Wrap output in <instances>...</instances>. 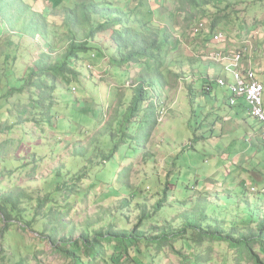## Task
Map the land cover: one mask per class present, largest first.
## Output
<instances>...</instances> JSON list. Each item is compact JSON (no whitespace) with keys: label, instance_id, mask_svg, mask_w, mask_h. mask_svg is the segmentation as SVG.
<instances>
[{"label":"rangeland","instance_id":"374dc122","mask_svg":"<svg viewBox=\"0 0 264 264\" xmlns=\"http://www.w3.org/2000/svg\"><path fill=\"white\" fill-rule=\"evenodd\" d=\"M63 1L72 6L76 0ZM115 1L124 7L130 3L129 9L143 12L154 26L167 31L175 28L171 41L180 40V45L177 43L179 48L173 51L169 45L166 47L163 73L167 81L154 78L155 69L120 64L118 55L116 60L112 59L116 50L109 43L106 57L91 61L87 54L84 56L87 59L74 62L77 74L71 84H65L61 75L53 74L42 88L38 87L40 79L26 84L27 70L19 62L13 70L5 69L8 65L0 69V196L8 198L5 202L13 209L9 222L0 212V264H72L69 255L52 246L51 236L55 237L56 245L65 238L67 243L61 246L70 249V242L79 241L87 227L93 235L101 230L107 232L109 226L132 231L140 227L145 206L152 216L157 213L154 207L165 199L164 188L169 183L172 189H177L170 201L163 204L164 210L157 213L158 232L149 225L139 228L148 239L160 234L163 226L168 230L182 229L186 222L184 215L189 214L205 213L202 227L214 223L227 233L242 230L243 227H233L239 222L256 230L255 220L264 218V195L257 190L249 188L247 193L237 195L226 191L227 184L211 186L210 182L203 189L205 193L196 190L200 189V177H210L208 169L215 170V164L195 140L196 132L202 129L207 137L211 136L207 125L212 117L205 126V114L215 106L216 98L222 103L230 95L216 83L208 95L207 86L199 80L207 79V75H220L217 64L206 60L220 46L219 42H212L213 33L236 32L239 26L260 32L264 0H226L206 7H191L188 3L179 7L177 0ZM161 3L174 13V26L167 24L169 10L159 11ZM44 6L47 4L43 0L32 3L34 11H42ZM216 17L219 26L213 27ZM47 18L51 43L59 42L58 50L51 54L56 59L66 51L68 37L62 42L61 38L68 29L60 12L49 10ZM1 21L4 23H0V50L12 53V47L19 45L18 59L24 47L39 55L26 36L18 41L14 25ZM201 22L206 23L209 33L193 34L195 25ZM112 32L108 28L106 33H100L99 40L107 44L106 38ZM78 38L84 39L82 32ZM8 40H12L13 46ZM12 61L15 62L11 59L8 64ZM144 74L146 79L153 76L151 90L162 96L158 97L162 98L158 102L162 108L145 104L133 116L132 98ZM192 88L194 93L190 95L188 91ZM12 89L17 90L10 92ZM51 103L53 106L48 110L46 106ZM7 126L9 129L5 130ZM145 154L148 159L144 161ZM208 160L210 165L206 164ZM48 197L51 202L54 200L53 206L40 205ZM255 210L258 212L253 214ZM51 212L60 213L63 225L48 216ZM250 219H255L254 223L248 222ZM103 245L96 259L90 262L84 259L80 264H113L111 260L117 252L105 242ZM253 249L264 261L260 246L254 244ZM132 251L153 264H255L241 254V248L210 238L202 242L170 240L162 246L145 241Z\"/></svg>","mask_w":264,"mask_h":264},{"label":"trees","instance_id":"16d2710c","mask_svg":"<svg viewBox=\"0 0 264 264\" xmlns=\"http://www.w3.org/2000/svg\"><path fill=\"white\" fill-rule=\"evenodd\" d=\"M34 0H0V23L2 19L8 24L14 25L17 29L16 34L18 35V41L21 42L27 37L30 41V47L38 49L39 55L33 54L34 49L29 50L24 47L21 56L18 59L21 47L18 45L17 48L12 47V53L0 50V69L13 70L16 66V62L21 64V67L25 66L27 70L26 84L30 82H35L36 79H40L39 86L43 87L45 81H50V74L54 77L61 75L64 77L65 84H71L72 80L75 79L77 71L74 68V62H78L87 58H84L88 54L89 59L92 61L96 57L102 58L106 57L109 50L107 48L108 43L112 44V50H116L112 53V59H117L116 55L120 58V64H129L134 66L145 67L147 69H155L154 78L157 77L160 81H167L163 73V67L166 65L165 50L167 45L170 46L171 50L179 48L180 40L171 41L173 37L174 29H161L157 25L154 26L151 19H147L143 12H139L136 9H129V4L127 7L121 6L115 0L114 1H101V0H76L72 6L64 3L63 0H43L47 6H44L42 11H34L32 8V3ZM179 1V7L182 4L188 3L191 7H201L209 6L213 3L220 5L225 3L226 0H177ZM159 11L162 12L169 10L166 15L167 24L174 26V13L172 10L166 7L162 3L159 6ZM49 10L53 12H60L63 14L64 26L68 29L67 35L61 38V42L68 37V44L64 55L54 59L51 54L55 53L59 46V42L55 45L51 43L50 35L48 34L47 28L50 24L48 22L47 14ZM178 11L183 12V8H179ZM220 11V10H219ZM152 12L149 10V15ZM52 24V23H51ZM219 26V17H216V21L213 23V27ZM111 29L112 34L106 38V43L99 40L100 33H106V31ZM82 32L84 39L80 40L78 38V33ZM200 36V35H199ZM211 39V37L209 38ZM179 45H178V44ZM8 44L13 46L12 40H8ZM51 50V51H50ZM92 55V58H91ZM14 60L9 65L10 60ZM146 74L140 76V82H138V91L134 94L130 106L131 115H136L141 107L145 104H153L157 107H161L158 102L162 97L156 92L151 90V85L153 84V76L146 79ZM53 82V81H52ZM216 81H206L205 85L212 89V83ZM217 84V83H216ZM210 85V86H209ZM205 87V88H207ZM17 89H12L10 92H14ZM210 92V91H207ZM53 95H51L52 97ZM46 98V97H45ZM151 98V99H150ZM47 99V98H46ZM54 99V97H53ZM36 103H34L35 105ZM53 104H49L46 107L51 110ZM26 109L24 108V111ZM162 112L160 113V115ZM158 116L154 118L155 126L158 125ZM1 117V116H0ZM148 118H146L147 120ZM36 121V120H35ZM128 122H130L128 120ZM125 125V122H124ZM154 126V127H155ZM152 127V128H154ZM5 130L9 129V126L5 127ZM121 139L118 140V144H121ZM117 144V147L118 146ZM144 161L148 159V155L145 154L143 157ZM169 183L164 188L165 199L159 202L154 208L157 213L164 210V203L170 201L171 194L176 191L172 189ZM64 186V185H63ZM66 187V186H64ZM199 192L205 193L203 189H206V184L199 185ZM61 194V190H58ZM74 192V191H73ZM78 192V191H76ZM171 192V193H169ZM211 191L208 192V194ZM71 193H69L70 195ZM237 194V193H233ZM207 195V194H206ZM238 195V194H237ZM175 195H173L174 197ZM51 197L45 199V201H40V205L46 206L51 204L53 206L54 200L51 202ZM133 198V196H131ZM8 198L0 196V212L4 217L6 222H9L12 218L13 209L11 204L6 203ZM6 201V202H5ZM179 202V200H177ZM204 212V211H203ZM258 210H255L253 214H256ZM157 213L152 216L149 214L146 206L142 211V216L139 221L140 227L144 225H149L152 231L157 233L156 226ZM51 219L55 221H61V215L50 213L48 215ZM186 217V222L182 229L170 228L163 226L160 234H156L155 237L148 239L147 234L140 230V227L129 231L126 229H115V226H109L108 231L95 232V234L90 233V227L81 233L79 241L70 242L71 248L66 249L61 246L65 244L66 239H59L60 245H56L57 242L54 241L52 236L51 242L52 246L56 249L64 251L66 255H69L73 260L72 264H80L81 261L91 259H96L104 248L103 242L109 247H114L115 258L111 260L113 264H153L145 256L137 253V251H132L134 248L137 249L139 243L141 242H153L160 246L163 242H168L170 240L177 241H199L202 242L205 238H210L211 241L228 242L232 247L241 248V254L248 257L250 260L255 261V264H264V261L260 259L257 253L253 250V245L257 244L260 246V251L264 254V218L258 217L255 222H258L256 230L254 226L250 223H254L253 219H250V223L247 222L243 226L244 222H239L235 226L243 227L242 230L239 228L236 231H231L227 233L224 230L216 227L215 224H209L208 228L202 227V218L206 215L203 213L199 215L195 213L194 216L184 215ZM195 216L200 217V219ZM254 218V217H253ZM51 224L52 222L49 221ZM251 223V224H252ZM138 225V226H139ZM167 230V231H166ZM87 231V232H86ZM94 233V232H93ZM192 233L193 235L191 236ZM190 239V240H189ZM67 243V242H66ZM198 258V257H197ZM115 259H119L118 262ZM84 262V261H83ZM155 264V263H154Z\"/></svg>","mask_w":264,"mask_h":264},{"label":"crops","instance_id":"0c3cea01","mask_svg":"<svg viewBox=\"0 0 264 264\" xmlns=\"http://www.w3.org/2000/svg\"><path fill=\"white\" fill-rule=\"evenodd\" d=\"M259 20L262 25L260 32L246 31L245 27L239 26L238 31L227 33V40L217 49L241 52L242 67L255 71L264 86V18L259 17ZM216 64V71L220 72V75H207L208 82L215 81L219 77H226L228 82H231V77L224 72V66L220 63ZM91 77L94 78L93 75ZM200 79L202 84L207 81L203 77ZM222 88H226L229 92L228 87ZM210 92H207L208 95ZM193 93V88L188 91L190 95ZM230 97L231 94L222 103L216 98L215 106L205 114V126L208 123L207 119L212 117L210 124L207 125V128L211 129V136L207 137L203 129L196 132V142L202 144V151L209 153L215 164V170L208 169L211 173L208 175L210 177H200L202 180L200 179L198 183L200 185L210 182L211 186L224 183L227 184L226 191L229 189L237 194L247 193L246 190L251 188L252 191L257 190L263 196L264 145L261 139L263 126L250 116L244 100L240 99L235 106H231ZM212 101L214 102L213 99ZM206 164L210 165L209 160ZM222 178L224 180H221Z\"/></svg>","mask_w":264,"mask_h":264},{"label":"built area","instance_id":"2783aa9c","mask_svg":"<svg viewBox=\"0 0 264 264\" xmlns=\"http://www.w3.org/2000/svg\"><path fill=\"white\" fill-rule=\"evenodd\" d=\"M199 24L195 25L197 27L193 29V34L201 35L203 31L208 32L206 23ZM227 37L226 33L217 30L213 33L212 42H219L218 45H220L227 40ZM206 60L224 66V72L231 77V82H228L226 77H219L216 79L217 85L228 87L231 94L229 99L231 106H235L240 99L244 100L250 116L263 126L261 139L264 145V86L259 81L256 72L242 67L243 54L241 52L217 50L211 53ZM88 67L91 69L92 66ZM210 90L211 88L207 87V91Z\"/></svg>","mask_w":264,"mask_h":264}]
</instances>
